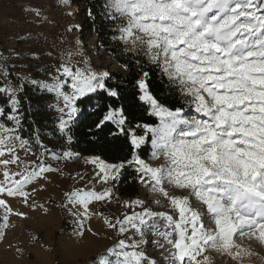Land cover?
Returning a JSON list of instances; mask_svg holds the SVG:
<instances>
[{"label":"snow or ice","instance_id":"snow-or-ice-1","mask_svg":"<svg viewBox=\"0 0 264 264\" xmlns=\"http://www.w3.org/2000/svg\"><path fill=\"white\" fill-rule=\"evenodd\" d=\"M106 7L119 25L117 47L127 49L119 62L125 71L140 69L136 95L159 124H137L138 134L124 112L105 105L92 127L103 132L111 123L125 133L127 164L135 165L140 182L171 207L154 213L144 209L142 200L126 202L124 206L142 211L121 218L106 217L101 208L103 227L120 239L107 255L99 254L96 264H158L145 251V217H159L170 229L163 234L164 243L156 244L165 264H215L210 254L220 248L230 251L237 236L264 242V0H107ZM31 14L41 17L40 10ZM12 58L11 53L0 55V243L15 227L14 219H28L22 209L47 211L33 194L64 179L67 165L79 159L71 150L73 128L90 102L104 96L115 104L122 93L107 69L81 68L79 61L73 65L71 53L56 57L58 63L40 68L35 76L15 74ZM15 58L40 56L16 52ZM152 68L183 104L170 108L155 96L149 86ZM29 90L38 94L37 103L46 99L48 111L56 113L53 132L61 145L45 144L39 134L25 136L26 105L33 103L26 97ZM184 105L199 115H188ZM149 134L150 158L162 157L163 166L152 167L140 155ZM88 163L94 166L90 183L84 174L69 172L67 179L86 186L74 184L62 192V206L78 215V239L95 231L83 222L93 219L97 206L112 202L111 182L125 167L124 161L106 162L99 156ZM184 191L191 197L175 194ZM193 198L204 206L202 211L194 209Z\"/></svg>","mask_w":264,"mask_h":264},{"label":"rangeland","instance_id":"rangeland-1","mask_svg":"<svg viewBox=\"0 0 264 264\" xmlns=\"http://www.w3.org/2000/svg\"><path fill=\"white\" fill-rule=\"evenodd\" d=\"M75 1L70 0L69 5H65L64 0H0V55L7 58L9 53L12 54L10 65H15L13 68L15 74L30 73L35 76L40 68L58 63L56 57H64L69 53L74 57L72 64L79 61L81 68L107 69L110 73L122 72L121 67L98 45L92 30L87 29V25L83 27V21L87 17L86 10H82L83 8L75 4ZM103 3L107 15H115L106 7L107 0H103ZM37 10L41 11L40 19L31 14ZM118 26L114 22L113 29L116 33ZM116 38L118 39L117 35ZM122 47L127 51L124 45ZM16 52L22 53L25 57L39 55L40 59L17 60ZM49 52L53 55H48ZM77 52L82 53L83 56L76 55ZM2 79L3 77L0 76V80ZM43 101L47 105V100ZM185 107L184 111L188 115H199L195 113L194 108L190 109L187 105ZM51 114L56 116L54 112ZM151 152L152 148L149 157L145 160L152 167L165 165L166 162L162 157L158 160L151 159ZM91 159V157L79 156L74 164L67 165L64 179L56 178L46 186L45 191L33 194L37 204H44L47 211L22 209L27 212L28 219L13 220L15 227L8 230L7 236L0 243V264H96L99 254L107 255V250L115 247L120 239L117 233L103 227V218L98 214L101 208L104 209L106 217L121 218L125 214L132 215L133 212L142 211L139 206L134 205L132 208L124 206L126 202L142 200L146 210L154 213L169 211L170 204L158 197L153 189L141 183L140 179L137 182L138 193L132 198L119 195L115 180L111 182L114 196L112 202L97 206V214L93 219L83 222L85 229L91 227L95 231L91 234L86 233L83 239H78L75 236V232L80 227L78 215L73 209L62 206V192L70 190L74 184L76 187L86 186V183H76L67 179L69 172L72 175L84 174L85 181L90 183L87 179L94 171V166L88 163ZM64 167L65 165L61 164V168ZM130 168L135 170L136 166L132 165ZM169 191L171 192L172 189L169 188ZM175 194L191 197L190 191ZM157 199L160 200L159 205L156 203ZM192 204L198 211L204 209V206L194 198ZM170 214L175 215V213ZM145 220L146 224L141 225L147 239L145 251L149 257L155 258L158 264H165V260L161 259L162 251L156 247V244L164 243L163 234L170 229L165 227V221L159 217L152 219L145 217ZM30 237L39 239L33 240ZM234 244L235 247L230 251L226 252L220 248L210 254L214 257L215 264H264V242L237 236ZM18 247L22 249V254L17 252ZM109 259L116 261L117 257L110 256Z\"/></svg>","mask_w":264,"mask_h":264},{"label":"trees","instance_id":"trees-1","mask_svg":"<svg viewBox=\"0 0 264 264\" xmlns=\"http://www.w3.org/2000/svg\"><path fill=\"white\" fill-rule=\"evenodd\" d=\"M75 4L81 6L82 10H86L87 17L83 21V27L87 25V29L92 30L98 45L121 67L122 72H112L111 74L112 83L115 84L119 81L122 93L116 99L115 104H113L112 99L104 96H97L90 102L84 115L79 116L73 128L71 150L84 157L93 158L94 156H99L106 162L120 163L124 161L125 167L121 171L115 187L121 197L132 198L138 193V175L135 170L127 165V160H125V157L130 159L128 137L125 133L120 132L114 124L109 123V126L103 132H98L92 127V124L99 115L104 113L105 105L109 109L115 107L124 112L126 118L138 134H141L142 130L135 129L137 124L149 123L152 126H156L158 119L147 114L146 109L148 106L139 102L138 95H136L138 92L137 77L139 76L140 69L133 66L131 71H125L119 62L118 58L121 57V51L124 48L122 45L117 47L118 39L113 29L114 22L107 15L103 0H76ZM150 71L152 75L149 79V86L155 96L165 106L170 108L183 104L179 96L169 90L168 83L160 71L156 68H152ZM37 95V93L31 90L26 93V97L32 98L33 103L31 106L26 105L24 134L25 136L39 134L44 138L45 144L61 145L63 142L58 140L53 132L56 116L52 115L51 111H48L45 101L36 102L35 98ZM0 103H2V100H0ZM185 106L184 109L186 108ZM150 151L149 135L147 143L142 146L139 152L143 159H147Z\"/></svg>","mask_w":264,"mask_h":264}]
</instances>
